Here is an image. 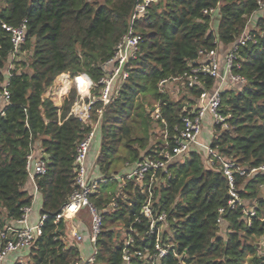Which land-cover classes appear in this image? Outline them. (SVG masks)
<instances>
[{"label": "trees", "instance_id": "trees-1", "mask_svg": "<svg viewBox=\"0 0 264 264\" xmlns=\"http://www.w3.org/2000/svg\"><path fill=\"white\" fill-rule=\"evenodd\" d=\"M142 2L0 0V100L5 89L10 94L0 107V228L7 221L16 223L33 203L25 187L30 181L27 158L37 141L47 161L46 172L36 178L41 214L47 218L29 248L28 261L15 264L82 262L79 247L65 239L68 221L56 216L76 188L77 146L92 127L69 115L75 90L61 108L44 93L63 73H87L99 82L130 30L141 36L139 50L125 66L127 78L118 82L103 108L98 132L101 148L95 166L108 181L92 196L104 215L92 264H125L129 236L132 251H145L144 256L133 255L132 264H264V173H251L264 164V14L259 0H151L144 14L133 19ZM25 19V42L15 54L4 25L18 27ZM249 25L252 39L239 47V67L234 69L247 82L222 92L221 112L228 126L216 124L210 142L226 160L246 169L245 175L236 172L242 204L227 208L218 223L219 209L227 207L230 197L227 178L221 164L210 166L206 151L192 146L170 164L171 176L159 172L154 182L153 208L167 213L162 243L172 249L152 260L156 234L147 233L150 220L142 214L150 175L142 182L125 175L139 160L173 152L176 146L183 117L192 108L183 110V103L171 99L165 88L174 82L183 100L195 105L218 80L201 75L189 87L185 79H177L199 64L201 52L236 44ZM157 106L162 119L153 114ZM102 107L101 102L93 105L95 121ZM151 122L161 128L160 136L151 130ZM244 207L255 208L257 214L248 218Z\"/></svg>", "mask_w": 264, "mask_h": 264}, {"label": "built area", "instance_id": "built-area-1", "mask_svg": "<svg viewBox=\"0 0 264 264\" xmlns=\"http://www.w3.org/2000/svg\"><path fill=\"white\" fill-rule=\"evenodd\" d=\"M150 1L151 0H144V2L137 5L133 13V19L144 14L146 6ZM258 5L259 11L264 14V0H259ZM212 11L213 10H211V12ZM208 12V10L205 11V13ZM253 19L254 16L250 17L249 24L252 23ZM4 27L12 34L14 50L15 54H17L20 47L25 42L28 20H23L18 27H8L6 25H4ZM250 29V25L246 27L237 43L228 53L223 73L217 58V51L211 50L209 52H201L202 59L199 64L193 67L190 72L185 73L182 77L177 79H185L188 86L192 87L199 83L201 75H208L216 78L218 80V85L211 90H205L198 99V104L193 106L189 114L183 117V128L179 131L175 140L176 146L173 152L164 150L156 155L145 157L139 160L133 169L125 175L126 178H137L140 182L144 181L147 176L150 175L148 187L149 197L142 207V214L150 220L147 233L149 235L156 234V254L151 257L152 260L155 259L158 261L164 258L172 249V245L164 246L162 243L161 237L164 230L163 222L167 219V213L165 211L155 212L153 208L154 182L159 172L171 176L170 164L181 155L187 153L192 146H198L206 151L209 159L208 164L210 166L217 163L221 164L224 175L227 178L230 197L227 207L224 206L219 209L221 215L217 220L218 223L222 222V214L226 212L227 208L232 209L238 204H242L237 188L236 172L245 175L247 174L246 169L237 166L233 161L226 160L221 154L213 150L210 144L201 143L199 141V135L203 128L204 119L208 114L212 116L215 124L221 123L223 127L228 126L227 123H225L226 117L221 112L222 92L225 90L224 83L227 79L233 84H245L247 82L245 77L234 73V69L236 66L239 67V47L246 45V43L252 39ZM140 41L141 36L133 33V30H130L124 40L118 44L115 56L107 62L108 74L103 76L99 82H95L87 73L77 74L76 76L63 73L59 75L58 80L54 81L53 85L46 90L50 92L48 98L53 100L57 96L66 98L71 91V87H73L76 91V99L71 107L69 115L80 119L83 123L91 125L92 127L90 132L77 146L75 155L76 188L56 216L57 221L61 218L67 220L76 216L82 209H86L91 216L89 237L94 245V254L86 262L78 264H91L95 261V255L97 253L96 242L102 232L104 224V215L93 202L92 196L98 192L100 184L106 183L108 179L91 175L87 166L88 157L92 144L99 132L103 108L107 106L114 97L118 82L127 78L128 73L125 70V66L132 58L137 56ZM96 88H99L98 93L94 91ZM1 97L7 102L10 99V94L5 89ZM96 102H101L103 107L98 110V119L95 121L93 119V105ZM2 113L3 112H1V114ZM153 114L157 119H162L161 108L159 106L155 107ZM34 146L35 144L31 146V151L27 158V171L30 181L37 189L36 178L38 175L46 172L47 161L44 155H35ZM256 172L264 173V164L251 171V173ZM116 206V202L111 204V207ZM32 208L33 203L24 208V213L22 217L16 221V225H7L4 228H0V240L2 243L0 246V263H2L11 252L29 249L34 244L37 236L42 233V227L47 215H42L37 224L31 225L29 223V215ZM243 212L248 218L257 214L255 208L244 207ZM137 221H140V219H137ZM249 224H251V222H249ZM75 238L78 241H82L84 237L82 234L75 232ZM133 246L134 240L129 236L124 248L125 264H132L133 255H145V251L142 249H135L132 251ZM261 249L264 256V239L261 243Z\"/></svg>", "mask_w": 264, "mask_h": 264}, {"label": "crops", "instance_id": "crops-1", "mask_svg": "<svg viewBox=\"0 0 264 264\" xmlns=\"http://www.w3.org/2000/svg\"><path fill=\"white\" fill-rule=\"evenodd\" d=\"M235 44L233 45H219V47L217 48V58L220 62L221 68H222V73L226 64V58L228 53L230 52V50L234 47ZM58 80V77L55 79V81ZM235 84H233L230 80H226V82L224 83V88L228 89V88H232V86H234ZM170 87V86H168ZM176 87L174 86V89ZM50 94L49 91H45L44 93V98H48V95ZM54 103L56 106L58 107H62L64 101H65V97H60L57 96L53 99ZM5 100H0V107L2 108L4 106ZM198 104V99L196 101V104ZM193 105V106H195ZM192 106V107H193ZM215 123L214 120L212 118V116L210 114H208L203 122V128L202 131L199 135V141L203 144H210L211 139L213 138L214 134H215ZM96 137V141L97 138ZM93 142L92 144V148L88 157V161H87V166H88V170L91 173V175L93 176H99V172L95 166V162H96V158L98 156L99 151H97L95 153V155L93 156V146L95 145V142ZM34 151H35V155L36 156H43V150L41 147V143L39 141H37L35 143L34 146ZM133 168H131L128 172H130ZM127 172V173H128ZM126 173V172H125ZM30 193L33 194V208L32 211L30 212L29 215V223L31 225H35L37 224L40 219H41V208H42V196L39 193V191L34 187L33 183L31 181H29L25 187ZM85 209H82L76 216H74L73 218L67 219V225H68V229H67V235L65 236L66 241L70 244V245H76L79 247L80 253L83 251L84 255L81 256L82 257V262H86L90 257H92V255L94 254V245L90 240L89 237V232L91 229V221L90 218L88 217V215L86 216V213L84 211ZM89 214V213H88ZM87 221L88 224L85 222ZM11 225H16L15 222H10ZM75 232H78L80 234L83 235V240L82 241H78L75 238ZM82 244V245H81ZM28 254H29V249L26 250H19V251H14L11 252L2 263L0 264H15L17 261L18 262H25L28 258ZM92 264V263H91Z\"/></svg>", "mask_w": 264, "mask_h": 264}, {"label": "rangeland", "instance_id": "rangeland-1", "mask_svg": "<svg viewBox=\"0 0 264 264\" xmlns=\"http://www.w3.org/2000/svg\"><path fill=\"white\" fill-rule=\"evenodd\" d=\"M171 88H168V87H166L165 88V90L166 91H168L169 92V94H170V98L171 99H173V100H175V101H178V100H180L182 103H183V106H184V108H183V110H190L191 108H193L191 105H190V103L187 101V100H183V96L181 95V93L180 92H178V88H175L174 89V82L173 83H171ZM71 90H74V88L73 87H71ZM150 125H151V130L153 131V130H155L156 129V132H158V135L160 136V134H161V128L159 127V126H156V125H154V123H150ZM158 135H157V137H158ZM154 139L155 138H153V136L150 138V142L151 143H153L154 142ZM156 140V139H155ZM96 141V140H95ZM100 148H101V138H100V136L98 135V138H97V141L95 142V145L93 146V156L95 155V153L97 152V151H100ZM87 224H88V222L87 221H85ZM82 245V244H81ZM84 255V253H83V251L81 252V256H83ZM26 261H28V258H27V260ZM25 261V262H26Z\"/></svg>", "mask_w": 264, "mask_h": 264}, {"label": "water", "instance_id": "water-1", "mask_svg": "<svg viewBox=\"0 0 264 264\" xmlns=\"http://www.w3.org/2000/svg\"><path fill=\"white\" fill-rule=\"evenodd\" d=\"M7 224H8V225H11L10 221H7Z\"/></svg>", "mask_w": 264, "mask_h": 264}]
</instances>
